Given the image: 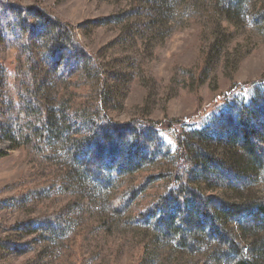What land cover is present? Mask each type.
<instances>
[{"label": "rangeland", "instance_id": "1", "mask_svg": "<svg viewBox=\"0 0 264 264\" xmlns=\"http://www.w3.org/2000/svg\"><path fill=\"white\" fill-rule=\"evenodd\" d=\"M38 3L53 7L60 20L85 23L77 37L96 63L78 76L66 61L46 55L35 35L25 53L21 30L6 33L0 21V114L9 118L0 124V151L9 152L0 158V264H264V222L219 213L222 236L196 213L184 224L176 203L164 201L180 132L204 131L203 141L189 145L201 148V156V144L217 153L226 144L219 129L236 121L240 103L264 91V0ZM14 20L24 25L23 14ZM8 74L16 75L27 108L37 101L53 111L56 126L44 146L26 143L18 132ZM100 74L114 81L110 91H103ZM35 115L22 129L34 128ZM172 121L186 125L149 133L144 149L155 154L122 167L136 129ZM100 130L107 140L101 144ZM263 174L258 166L254 177L233 187L241 195H221L238 207L233 212L264 197ZM151 177L135 197L125 193L126 185L137 188ZM219 186L210 184L207 194L216 197ZM161 205L168 208L165 219L149 211Z\"/></svg>", "mask_w": 264, "mask_h": 264}, {"label": "trees", "instance_id": "2", "mask_svg": "<svg viewBox=\"0 0 264 264\" xmlns=\"http://www.w3.org/2000/svg\"><path fill=\"white\" fill-rule=\"evenodd\" d=\"M183 2L185 3V0ZM18 13L24 15V25L15 22L14 18ZM0 21L6 33H12L17 28L21 30L25 38V53L29 51L31 37L35 35L43 44L46 55H49L55 62L59 59L63 62L66 61L65 68L68 69V66H72L71 69L78 76H82L87 71L90 63H96V60L91 54L89 55L85 45L77 37V28L84 27L85 23L76 26L70 21L60 20L56 16L53 7H43L38 3V0H33V3L29 6L20 5L17 1L0 0ZM97 21L102 22L105 20ZM35 40L37 39L35 38ZM100 75L103 80L101 86L103 91H110L114 81L106 74ZM6 82V94L16 115L18 132L23 135L22 137H24L26 143L37 141L39 145L44 146L49 133L56 126V124L53 125V122H55L53 111L49 112L43 104L37 101L34 102L32 110L27 108L17 88L15 74H8ZM109 85L111 86L106 88ZM260 92H256L248 102H242L237 106L235 122L222 123L223 126L219 130L226 144L217 153L210 151L208 148H203V144H201L204 153L201 156L199 154L201 148L197 150L194 145H189L190 140L203 141L206 137L204 131L180 132L176 150V159H178L175 169L177 170L173 173L170 182L171 187L165 194L164 201L171 198L176 203L177 208L173 209L179 212L184 224L191 220L196 213L197 217H201L202 221L204 220L205 223L210 224L223 236L225 235L223 228L216 223L219 213L224 216L226 214L235 215L237 220L242 219L245 223L254 225L264 222V197L254 198L250 204L251 207L236 213L233 210H237L238 207L226 204L225 197H221V195L225 196V192L229 190L241 195L242 192L235 191L233 187L242 185L254 177L258 166L262 167V172L264 171V91L260 90ZM102 95L105 98L107 92ZM34 114H36L34 128L30 132L22 129L23 122L30 119L31 115ZM8 121L9 118L5 114H0V124L5 125ZM102 122L104 125L109 126L108 120L106 122L103 119ZM174 123L181 124L182 122L172 121L167 124L168 126H165L164 122H148L146 123L147 126H143L145 130L143 128L136 129L132 139L133 149H129L126 153L122 161V167H129L134 158H138L136 161L139 166L140 162L143 163L145 159L151 156L150 154H155V148L153 150L144 149L147 136L149 133H157L160 129L172 128ZM104 132V130H100L97 135L99 144L106 140ZM112 132L114 135L117 134V130L112 129ZM15 147L17 146H12V149ZM8 153L0 151V158L5 157ZM154 179L156 177L146 178L145 181L139 183L137 188L128 184L125 193L128 196L130 195L129 197H135L145 189L147 182ZM193 181H195V185H198L197 187H193ZM236 182L240 184H236ZM210 184H219L222 194L210 197L207 194ZM43 187L38 189L40 190ZM123 196H118L116 206L122 203ZM160 207V209L155 207L154 210L149 209V211L165 219L168 215L166 211L168 208L163 207V205ZM226 238L235 254L242 257V250L231 241L227 234ZM240 264L250 263L240 262Z\"/></svg>", "mask_w": 264, "mask_h": 264}]
</instances>
